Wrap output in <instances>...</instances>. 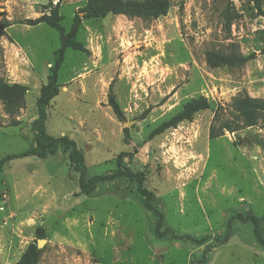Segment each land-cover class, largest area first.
I'll use <instances>...</instances> for the list:
<instances>
[{"label":"rangeland","instance_id":"obj_1","mask_svg":"<svg viewBox=\"0 0 264 264\" xmlns=\"http://www.w3.org/2000/svg\"><path fill=\"white\" fill-rule=\"evenodd\" d=\"M58 1L0 0V77L28 88L19 111L10 113L0 102V160L35 147L36 100L61 46L55 29L20 22L49 13L44 7ZM86 1L61 0L66 31ZM169 1V13L157 20L108 16L82 21L78 41L88 53L66 51L60 94L47 108V132L54 137L63 132L77 143L88 178L116 170V159L126 154L127 165L143 172L146 187L155 193L164 228L196 238L223 237L232 216L251 212L264 238V115L256 126L239 129L230 108L241 94L264 100L259 83L264 78V0ZM210 50H238L255 58L242 67L212 69L205 60ZM111 84L125 123L108 105ZM200 97L208 100L207 110L149 138ZM223 124L231 129L210 139V128ZM69 167L68 155L58 153L15 159L0 171V264H16L38 241L39 228L46 241L39 264H196L203 246L157 238L155 219L134 183H100L95 196L81 205L73 196L79 184L69 178ZM12 184L25 188L28 200L16 204ZM87 214L95 220L89 222ZM81 215L86 217L78 220ZM232 229L233 236L208 264H264L253 224L234 221ZM117 243L129 245L128 250L120 247L119 257Z\"/></svg>","mask_w":264,"mask_h":264},{"label":"trees","instance_id":"obj_2","mask_svg":"<svg viewBox=\"0 0 264 264\" xmlns=\"http://www.w3.org/2000/svg\"><path fill=\"white\" fill-rule=\"evenodd\" d=\"M261 0H256L260 2ZM61 0L53 7L45 6L44 9H49V13H45L36 19H27L20 22L27 26H37L46 24L55 29L59 33L60 48L54 53V62L49 70L47 83L42 85L39 91V96L36 100L37 117L32 122V130L34 133L35 147L28 151L19 154L7 155L0 160V171L4 169L9 161L20 159L28 156H36L45 159L48 156L58 153L68 155L69 165L72 172L78 174L79 193L78 195H93L100 183H113L120 180L129 181L135 184L136 191L142 198L144 209L149 212L155 219L154 234L157 238L169 237L176 241H185L195 246H203V250L196 264H208L209 258L213 252L223 248L230 238L233 236L232 223L239 221L242 223H252L255 232V242L258 246L264 249V238L260 228V221L253 213L247 215H234L231 217L227 225V233L223 237L204 236L196 238L191 235H181L174 232L170 228H164L165 217L155 206V193L146 187V176L143 172H134L125 161L124 153H121L116 159L117 169L105 175H95L87 177V168L85 166V157L82 149L69 136H51L47 132V108L54 98L60 93L59 72L64 63L66 51L72 50L77 52L88 53L85 46L78 41V34L84 19H105L108 16H124L129 19L157 20L166 16L172 5L169 0H87L84 6L77 12L73 18V24L69 31H66L62 26L63 17L60 14ZM80 14H83L81 17ZM232 21L228 22L230 30ZM12 24H7L9 27ZM261 53L264 55V43L261 47ZM255 58V54L248 56L242 55L238 50L229 53L219 50H210L205 54L207 65L212 68L221 67H242ZM28 88L22 84L9 83L4 78L0 77V102L10 113H15L23 108ZM108 105L111 107L115 118L125 123L126 118L121 109L116 95L112 91V84L108 95ZM210 104L206 98H193L187 102L182 110L172 116L170 119L162 122L155 128L149 138H153L168 130L177 128L183 122H191L194 116L204 110H207ZM230 108L237 114L239 121V129L254 127L258 124L261 117L264 115V100L262 98H253L249 94H241L235 97L230 105ZM228 124L221 125L218 129L215 126L210 128L209 138L214 140L224 135L225 130H230ZM125 140L129 139L128 129L125 128ZM37 238L45 239V231L41 228L36 231ZM43 254V249H38L37 242L28 245L25 252L21 255L16 264H39Z\"/></svg>","mask_w":264,"mask_h":264},{"label":"crops","instance_id":"obj_3","mask_svg":"<svg viewBox=\"0 0 264 264\" xmlns=\"http://www.w3.org/2000/svg\"><path fill=\"white\" fill-rule=\"evenodd\" d=\"M60 94V93H59ZM252 97H259V96H253V95H251ZM58 97V96H57ZM53 102V101H52ZM64 135V133L62 132L59 136H63ZM67 155V154H66ZM70 168V167H69ZM69 178L72 176L73 178V180L72 181H77L78 182V175L76 174V173H74V172H72V170L71 169H69ZM13 183V182H12ZM12 186H13V188H12V193H13V200L16 202V204H19L20 202H21V200H28L27 198H28V194L27 193H25L24 191H23V189H25V188H18V186H17V184L14 186L13 184H12ZM79 191H80V189H78L74 194H73V196L74 197H76L77 199H79L78 200V204H79V202H80V204L82 205V204H84V201L86 202V201H89L90 199L89 198H91V197H93V196H95V193H97V190H96V192L93 194V195H91V196H86V195H78V193H79ZM76 207H77V205H76ZM71 207H68V208H65V210H63V211H68V209H70ZM75 209V206L74 207H72L71 209ZM61 209H63L62 207H61ZM77 217V219L78 218H80V217H86V216H83V215H81V216H76ZM87 220H89V222H90V220L91 219H94L95 220V218L92 216V214H87ZM79 220V219H78ZM110 223L108 222V225H109ZM92 225H94V224H92ZM91 224H90V227L92 226ZM111 226H113L112 224H110ZM89 230V229H88ZM107 228H106V232H105V236L107 235ZM91 236L93 235V234H90ZM111 235H117V232H115V230H112V233H111ZM122 243V242H121ZM121 243H117V244H115V252H116V257H119L118 256V254H117V252L119 253V255H121L120 253H121V250H120V247L121 248H123V249H127L128 250V248H129V245L127 246H125L124 244H121ZM125 247V248H124Z\"/></svg>","mask_w":264,"mask_h":264},{"label":"water","instance_id":"obj_4","mask_svg":"<svg viewBox=\"0 0 264 264\" xmlns=\"http://www.w3.org/2000/svg\"><path fill=\"white\" fill-rule=\"evenodd\" d=\"M45 243H46L45 240L39 239V240L37 241V247H38V249H43Z\"/></svg>","mask_w":264,"mask_h":264},{"label":"built area","instance_id":"obj_5","mask_svg":"<svg viewBox=\"0 0 264 264\" xmlns=\"http://www.w3.org/2000/svg\"><path fill=\"white\" fill-rule=\"evenodd\" d=\"M22 61H25V57H22ZM259 83L264 86V78L260 79Z\"/></svg>","mask_w":264,"mask_h":264}]
</instances>
